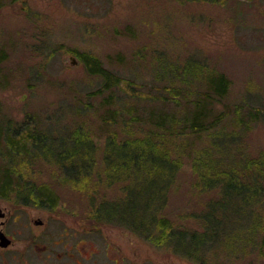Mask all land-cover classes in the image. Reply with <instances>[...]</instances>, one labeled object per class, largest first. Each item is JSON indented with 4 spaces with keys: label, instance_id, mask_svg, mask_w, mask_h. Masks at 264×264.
<instances>
[{
    "label": "rangeland",
    "instance_id": "rangeland-1",
    "mask_svg": "<svg viewBox=\"0 0 264 264\" xmlns=\"http://www.w3.org/2000/svg\"><path fill=\"white\" fill-rule=\"evenodd\" d=\"M0 46L7 53L1 62L0 125L30 124L34 117L41 132L57 137L42 140L47 144L40 150L42 156L71 144L68 132L74 128L89 133L93 141L96 163L75 180L66 178L56 164L33 158L31 168L20 172L30 175L26 181L48 186L60 205H40L41 197L28 203L40 205L44 209L39 211L56 220L60 214L77 218L81 256L94 248L95 264H113L102 251L116 256L119 247L123 259L116 264H199L172 245H156L150 228L118 220L95 222L86 207L87 195L95 200L121 198V210L127 185L123 188V177L110 180L102 161L105 144L128 139L154 149L159 132L179 164L165 205L155 214L187 230L203 229L200 215L217 191L200 185L192 169L193 154L209 149L212 135H222L215 158L226 165L234 158L264 154V0H0ZM80 53L94 55L109 80L87 70ZM194 61L202 68L196 69ZM189 63L193 71H187ZM220 74L229 81L223 96L209 84V75ZM197 101L206 103L205 121L222 115L215 127L180 136L157 130L158 121L162 126L186 121ZM156 161L169 167L163 157L156 156ZM224 163L212 169L228 167ZM3 170L1 165L0 176ZM118 174L124 176L121 168ZM14 189L6 199L16 205ZM132 191V202L134 197L145 202V192ZM250 206L262 218L264 194ZM48 226L58 238L68 224L58 220ZM257 234L236 257L219 255L215 264H264V244Z\"/></svg>",
    "mask_w": 264,
    "mask_h": 264
},
{
    "label": "trees",
    "instance_id": "trees-1",
    "mask_svg": "<svg viewBox=\"0 0 264 264\" xmlns=\"http://www.w3.org/2000/svg\"><path fill=\"white\" fill-rule=\"evenodd\" d=\"M6 57L5 47L0 46V79L4 78L1 62ZM80 58L84 61L87 70L100 73L106 80H109L110 77L107 75L109 72L102 69L99 60L94 55L80 53ZM201 65L195 62L196 69H201ZM187 71H193L190 63ZM228 83L225 74H220L218 77L209 75V84L214 87V93L217 96L225 95ZM204 115H206V103L197 101L194 109L186 117V121L181 119L182 123L175 126H162V121H158L160 129L157 130L162 129V131L173 132L176 136H180L189 130L192 132L208 131L222 120L221 114L208 121L203 119ZM29 123L26 121L19 125L11 123L0 125V166L4 167L0 176V194L9 196L13 193V187L15 188L14 194L21 197L18 198L20 201L36 202V197H41L43 199L40 200V204L54 207V204L58 205L57 195L53 194L46 185L26 181L30 175L20 171L27 172V169L31 168V160L38 157L56 164L66 178L75 180L81 171L88 170L96 163V160L92 158L93 141L89 133L80 128H74L68 132L71 144H64V149L55 154L42 156L40 150L47 147L42 140L51 136L38 129L40 126H36L34 117ZM153 130L156 129H151ZM221 136L212 135L210 137L211 147L202 148L191 158L192 169L199 176L200 185L203 188L217 191V197L205 204V210L200 215V224L203 226L201 231L181 228V224L173 223L165 216L158 218L155 214V211L165 205L167 187L171 184L173 174L179 164L176 158L170 156V151L165 149V142L161 139L159 132L158 142L153 143L157 146L154 149L159 152L154 151L150 144L142 141L111 140L112 144H105L102 161L109 172L110 180L125 178L123 188L127 185V189L121 201H125V205L120 210L118 204L121 198L110 201L95 200L92 195H87L88 206L86 207H89L90 215L94 217L95 222L118 220L133 228L141 230L150 228L149 231H155L151 239L156 245L166 247L172 245L176 252L196 259L199 264H215V261L219 260V255H224V258L236 257L238 252L247 249L246 244L256 240L257 233L263 245L264 216L261 218V214L260 216L256 214L253 210L254 206L250 205L260 200V194H264V182H261L264 180V154L256 158L248 156L234 158L230 161L231 165H226L224 161L215 158ZM51 138L56 139L57 137ZM118 146L122 148L118 149ZM156 156L157 159L163 157L164 162L169 163V167L158 166ZM150 157H153L151 162ZM218 162L228 167L220 166L221 168L212 169V166ZM120 168L124 176L118 174ZM132 169H134L133 174H131ZM69 170L72 172L71 176L68 175L71 173ZM158 172L161 175L155 176ZM132 178L135 181H129ZM154 178H160V181L154 182ZM254 183H256L255 186L252 185ZM132 190L134 193L145 192V202L138 201L136 197H134L135 202H132ZM149 204L153 206L151 209H148ZM239 228L242 230L241 233L235 230Z\"/></svg>",
    "mask_w": 264,
    "mask_h": 264
},
{
    "label": "flooded vegetation",
    "instance_id": "flooded-vegetation-1",
    "mask_svg": "<svg viewBox=\"0 0 264 264\" xmlns=\"http://www.w3.org/2000/svg\"><path fill=\"white\" fill-rule=\"evenodd\" d=\"M7 197L11 198L0 194V264H83L88 260L90 264L96 263L94 248L81 256L77 218L60 214L58 220L67 222L68 227L62 226L63 233L57 238V233L53 236L48 226L50 221L58 222L57 217L54 219L51 214L41 212L44 209L40 208L41 204L19 200L21 204L15 205L7 201ZM33 210L41 211L35 214ZM102 253L111 257L113 264L123 259L120 247L115 249L116 256H108L107 249Z\"/></svg>",
    "mask_w": 264,
    "mask_h": 264
},
{
    "label": "water",
    "instance_id": "water-1",
    "mask_svg": "<svg viewBox=\"0 0 264 264\" xmlns=\"http://www.w3.org/2000/svg\"><path fill=\"white\" fill-rule=\"evenodd\" d=\"M242 1H245V2H252L253 0H242Z\"/></svg>",
    "mask_w": 264,
    "mask_h": 264
},
{
    "label": "bare ground",
    "instance_id": "bare-ground-1",
    "mask_svg": "<svg viewBox=\"0 0 264 264\" xmlns=\"http://www.w3.org/2000/svg\"><path fill=\"white\" fill-rule=\"evenodd\" d=\"M187 136V135H186ZM183 139V138H182ZM225 192V191H224Z\"/></svg>",
    "mask_w": 264,
    "mask_h": 264
}]
</instances>
